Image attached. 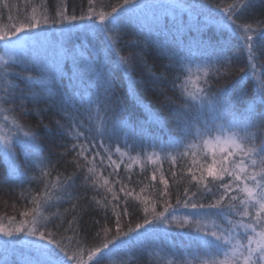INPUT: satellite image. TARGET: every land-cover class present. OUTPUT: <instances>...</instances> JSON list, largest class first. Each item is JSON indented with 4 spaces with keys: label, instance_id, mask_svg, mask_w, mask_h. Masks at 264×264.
Wrapping results in <instances>:
<instances>
[{
    "label": "snow or ice",
    "instance_id": "1",
    "mask_svg": "<svg viewBox=\"0 0 264 264\" xmlns=\"http://www.w3.org/2000/svg\"><path fill=\"white\" fill-rule=\"evenodd\" d=\"M96 4L97 0H88V10L79 15L70 14L66 8L51 15L37 14L33 7L31 15L23 20L16 6L14 20L10 0H0V12L9 13L7 30H0L4 46L0 55V151L12 164L10 174L0 181L5 185H35L27 197L20 193L32 207L26 204L19 223H0V234L9 238L5 246L23 243L32 250L33 258L26 264H104L106 253L132 243L144 249L147 243L170 235L162 225H175L181 231L194 228L196 249L190 253L194 259L185 260L183 250L168 245L175 258L169 264H264V111L257 108L264 105V20H249L248 14L256 7L253 0H229L226 5L225 0L212 5L204 0L157 5L145 0H121L99 11ZM260 4L264 6V0ZM185 11L194 15V23L186 24L178 16ZM213 25L221 37L215 44L203 39ZM129 28L143 39L128 41L127 47L134 50L124 56L122 42ZM81 32L90 37L94 49L88 57L70 56L60 41L49 39ZM185 32L196 35L186 42ZM169 35L172 42L167 41ZM153 36L164 39L160 53L168 61L164 71L170 73V79L164 73L157 75L145 60V49L156 43ZM234 43L246 52L243 67L228 54ZM69 58L73 71L65 85L64 67ZM194 63L197 83L191 85ZM138 68L149 74L147 82L139 83L157 92L161 109L174 120L177 131L167 144L160 145L156 135L157 130L167 127L165 117L137 93L134 73ZM119 72L127 76L128 95L143 110L142 120L125 115V103L117 93L115 74ZM234 72L240 75L232 88L212 91L215 84ZM249 79L254 81L256 98L241 107ZM165 83L171 84L174 96L160 88ZM29 103L33 105L31 110ZM40 104L47 108L35 107ZM49 110H55L64 120L55 123L59 138L56 147L64 151L44 156L40 133L22 123L21 118L30 112L39 117ZM158 146L172 164L183 161L181 167L187 165L183 174L190 187L183 189V199L176 194L173 205L165 199L168 181L161 175L164 189L159 202L163 210L158 211L157 203L140 196L135 197L139 205L132 206L129 198L134 189L119 179L121 164L125 157L128 168L142 157L155 164L161 159L155 151ZM17 149L34 174L19 171ZM68 156L76 171L60 173L57 166ZM105 160L111 180L101 171ZM171 175L175 177L176 172ZM156 179L154 169L151 180ZM116 184L120 185L118 191H114ZM88 190L93 191V200L103 195V200L96 203L105 209L110 203L109 193L116 203L112 205L114 227L102 226V243L85 252L79 249L89 235L79 229L80 212L87 208L79 201L86 199ZM64 203L72 205L70 223L58 222L68 209L65 213L53 211ZM141 209L143 222L131 227L129 220L125 228L122 217L138 214ZM69 231L73 233L71 247L66 243ZM113 231L115 236L109 238ZM21 234L23 239H12ZM100 237L97 231L92 239ZM201 251L207 258H200Z\"/></svg>",
    "mask_w": 264,
    "mask_h": 264
},
{
    "label": "trees",
    "instance_id": "2",
    "mask_svg": "<svg viewBox=\"0 0 264 264\" xmlns=\"http://www.w3.org/2000/svg\"><path fill=\"white\" fill-rule=\"evenodd\" d=\"M121 2V0H97V10L99 11L102 7L106 5L116 4ZM145 2L149 5H157V4H171L174 3L175 0H145ZM185 3H188L189 0H184ZM191 2H195V0H191ZM209 5H212L216 2V0H204ZM229 2V0H225V5ZM256 7L250 11L248 14V18L250 21H262L264 20V6H261L260 0H253ZM10 3L14 6L11 15L14 20L17 19V12L15 7H19V19L23 20L26 16L31 15V10L33 7L37 8V14L40 12H45L49 15L53 14L54 11H57L61 8H66L67 11L71 14L79 15L82 11L86 12L88 10V0H10ZM8 11L4 10L0 12V30H7L9 26V22L6 17L8 15ZM179 16H184L186 19H194V15H190L188 12L178 13ZM193 20V23H194ZM192 24V23H191ZM255 26V25H254ZM127 35L124 36L122 42V55L128 56L131 49L127 47V42L135 39H143V37L139 36L134 29H127ZM186 42L190 41L193 33H184ZM77 36L79 39L77 40ZM226 38V37H225ZM49 39H55L60 41L66 51H68L71 55H75L77 57L84 56L88 57L90 52H94V49L89 44V39L85 33H76L71 37L65 36L60 37L57 34L56 37H49ZM156 43L145 49V60L148 65L151 66L152 70L160 75L164 73L166 76L171 78L170 73L164 71V65L168 63L167 59H165L160 53V46L164 43L163 37L157 39V37L153 36L152 38ZM203 39L205 41H211L213 44L217 42V40H221L219 31L216 29L215 25L211 26L203 35ZM168 42H172V36L169 35L167 38ZM237 61L238 67H243L246 62V52L242 50L235 43L232 45L231 50L228 53ZM73 65L71 62V58L66 61V65L64 67L65 72V85L69 84V79L72 75ZM203 68L200 69V74H202ZM197 74L198 69L197 65L194 63L191 66V85H195L197 83ZM116 83L117 93L120 95L122 100L125 103V115L129 116L133 120H142V109H139V106L136 105L135 101L131 96L128 95V81L126 74L119 72L116 73ZM240 73L234 72L227 79H221L219 83L215 84L212 91L219 92L224 88H232L235 85V82L238 80ZM134 79L137 81L136 90L138 95L143 99V101L147 104H151L153 109L159 110L161 115L165 117L167 122V127L164 128L163 131H156V135L159 137V144L164 145L169 141L170 136L175 135L176 127L174 120L168 117L167 111L162 110L160 103L158 101L157 92L151 90V87L146 88L141 85L139 82L141 80L147 82L149 79V74L142 68H138L134 73ZM20 83L21 87H24L23 82L17 81ZM254 81L249 79L245 87L247 89V95L241 100V107L245 106L247 103H251L256 98V92L253 87ZM155 87V86H152ZM164 91L167 92L169 96H174V92L172 91V86L170 83H165L160 86ZM33 105L29 103L28 108L31 110ZM40 109L47 108L46 104L36 105ZM258 110L264 111V105H257ZM22 123L32 126L40 133V144L43 149V155L48 156L49 153H53V155H59L64 151L63 148L56 147V144L59 143V138L56 134L55 123L56 121H60L64 123V120L55 110H49L47 112H41L38 117L35 114L27 115L26 117H22ZM48 125V128H44L41 124ZM49 129L51 131H49ZM152 150H149V153ZM155 151L159 154L161 159L157 160L155 164L151 161L146 160L145 158H141L139 162L133 163L131 168L127 167V158L125 157V163L121 164V168L119 169V179L121 182L126 183L128 188L134 189L133 197H130L129 200L132 206L139 205V201L135 200L136 196H140L142 199L147 198L150 202L157 203V210L162 211L163 206L162 203L159 202V193L163 191L164 185L160 182V176L163 175L164 179L168 181V196L165 199H169L170 202L175 205L176 194H180V198L183 199V189L185 187H190L187 182V176L183 173L186 172L187 165L184 164V167L181 165L184 163L183 161H178L176 164H172L171 160L165 157L164 153L160 152L159 146L155 149ZM18 162L20 165V172L34 174L28 162L25 160L24 154L21 150L17 149ZM113 159H116L114 156ZM108 162L105 160V167L101 169L104 172L106 178L112 179L108 176V172L110 169L107 167ZM57 169L60 173L69 174L73 171H76L72 163V157L68 156L66 160H61L57 166ZM156 170L157 179L155 181L151 180V175L153 170ZM175 171L176 176L173 177L171 172ZM11 172L9 165L5 161L3 152L0 151V178L9 175ZM129 178L130 181L129 182ZM34 184L25 183L23 186L19 184L13 185H5L2 181H0V221H12L13 224L19 223L22 219L20 213L25 210V206L27 204L26 200L21 197L20 193H24V197L28 196L30 190H34ZM120 185L116 184L114 191H118ZM143 189V191H141ZM81 193H84V190L80 189ZM103 192V190H101ZM121 197L123 193H120ZM108 199L110 201L107 209L102 207L100 204H97L96 201H102L103 195L96 196V199L93 200V191L88 190L86 193V199L82 198L79 201V205H83L87 208V211L80 212L82 227L79 231L87 232L89 235V239L83 243L80 247V251H87L89 248H94L102 243L103 239V231L102 226L114 227V216L112 215L113 209L112 205L116 203V201L111 199V194H108ZM91 202V203H88ZM28 208H31V204H27ZM65 209H68V212L64 217H61L58 222H71L73 216L72 205L70 203H64L59 209H53V211H59L60 213H65ZM79 211V208L77 209ZM107 211L109 219L105 220V212ZM184 212L189 210L185 209ZM129 212H132V208H129ZM15 217L13 220L12 218ZM143 212L142 209L138 214H131L128 217H122V224L125 228H127L128 221L131 220V227H135L137 223L143 222ZM55 219V217H53ZM149 227H151L149 225ZM161 227L168 228L170 235L165 239L161 237L160 240L151 241L147 243L144 249L139 248L135 243L130 244L129 246L116 251L113 250L110 254H105L104 264H169L170 260L175 259L171 256L170 252L167 249L168 245H176L179 249L183 250L185 255V260H193L194 257L190 254L196 249V240H195V230L194 228L186 227L182 231L175 227V225L169 226L162 225ZM97 231L101 232V237L95 240L92 237L95 235ZM143 231V230H141ZM187 234V235H186ZM115 236V232L109 233V238ZM68 240L66 243H69L71 247V238L73 237V233L69 231L67 233ZM79 239V236L76 237ZM110 247H112L110 245ZM34 253L28 247L15 246L10 245L5 246V242L0 239V264H26V261L33 258ZM201 259L207 258L203 252L199 253ZM85 255V259H86Z\"/></svg>",
    "mask_w": 264,
    "mask_h": 264
},
{
    "label": "rangeland",
    "instance_id": "3",
    "mask_svg": "<svg viewBox=\"0 0 264 264\" xmlns=\"http://www.w3.org/2000/svg\"><path fill=\"white\" fill-rule=\"evenodd\" d=\"M178 13H179V12H178ZM178 16H179V14H178ZM181 17H182V16H181ZM182 20H183V22L186 23V24H191V23H193V20H194V19H191V18L186 19V18L183 16V17H182ZM3 54H4V46H3V42H0V55H3ZM5 161H6L7 164L9 165L10 170L12 171V164H11V161H8V160H6V159H5ZM16 165H17V167L19 168V171H20V165H19L18 160H16ZM9 222H11V223L13 224L12 221H0V223H4V224H8ZM13 226H15V224H13ZM23 238H24V237H23V234H21L20 237H14V238H12V239H14V240H21V239H23ZM0 239H2V241H4V242H5L6 240H9L8 237L3 236L2 234H0ZM8 245H10V247H11L12 245L26 247L23 243H9Z\"/></svg>",
    "mask_w": 264,
    "mask_h": 264
}]
</instances>
